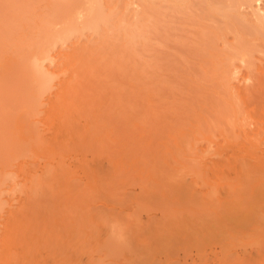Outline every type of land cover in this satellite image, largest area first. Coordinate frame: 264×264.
Segmentation results:
<instances>
[{
    "label": "rangeland",
    "instance_id": "rangeland-1",
    "mask_svg": "<svg viewBox=\"0 0 264 264\" xmlns=\"http://www.w3.org/2000/svg\"><path fill=\"white\" fill-rule=\"evenodd\" d=\"M184 59L165 47L146 78L78 77L76 99L55 111L46 91L33 117L40 130L14 118L25 150L2 165L12 172L7 206H18L28 173L41 172V242L10 243V264H264V84L224 102L220 117L204 100L218 84L198 82L200 67ZM50 66L58 90L72 71ZM242 76L238 86L253 85ZM120 92L135 96L134 110L113 98ZM10 216L0 210V253ZM181 216L198 233L165 237ZM25 247L37 257L23 260Z\"/></svg>",
    "mask_w": 264,
    "mask_h": 264
},
{
    "label": "bare ground",
    "instance_id": "bare-ground-1",
    "mask_svg": "<svg viewBox=\"0 0 264 264\" xmlns=\"http://www.w3.org/2000/svg\"><path fill=\"white\" fill-rule=\"evenodd\" d=\"M165 47L181 51L184 63L198 64L200 71L194 77L198 82L218 84L205 95L206 107H213L220 117L228 115L224 102H244L258 84H264V0H0V210L11 211L0 264H10V243L41 242V172L32 169L27 176L31 179L21 186L18 206H7L5 183L12 172L3 166L17 151L25 150L13 134L14 118L25 129L40 130L33 117L41 115L46 91L48 96L51 93L55 111L76 99L78 91L71 88L78 77L127 73L146 78L150 73L143 69L156 67ZM146 52L151 53L148 58L143 57ZM53 61L72 71L58 90L53 89ZM240 71L244 81L254 79L253 85L241 87L234 82ZM113 98L127 99L130 109L136 108L135 96L120 92ZM182 217L173 221H180L177 235L174 228L165 237L175 235L173 239L180 230L192 228V233H198L201 227L189 226ZM30 257L37 255H28L25 247L21 258Z\"/></svg>",
    "mask_w": 264,
    "mask_h": 264
}]
</instances>
